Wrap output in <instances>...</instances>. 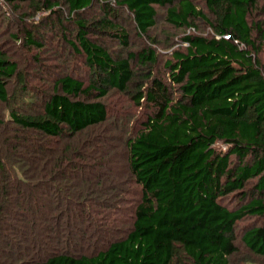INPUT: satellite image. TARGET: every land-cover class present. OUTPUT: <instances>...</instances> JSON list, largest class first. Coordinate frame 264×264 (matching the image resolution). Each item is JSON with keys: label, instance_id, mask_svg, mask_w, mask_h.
<instances>
[{"label": "trees", "instance_id": "1", "mask_svg": "<svg viewBox=\"0 0 264 264\" xmlns=\"http://www.w3.org/2000/svg\"><path fill=\"white\" fill-rule=\"evenodd\" d=\"M4 2L13 13L12 6L28 4L22 19L67 10L76 26L68 44L89 79L61 77L39 112L17 110L11 84L26 90L27 81L0 49V104L10 107L9 119L0 118V129H9L0 133V264H230L239 239L264 259V224L239 228L264 220V0ZM124 10L149 47L129 48L116 21ZM161 18L177 47L165 72L154 75L161 61L149 34ZM40 27L26 25L25 45L41 46ZM92 31L115 37L119 47L94 42ZM113 91L146 109L125 140V179L138 185L140 199L128 229L101 223L93 247L83 246L85 230L66 236L58 225L118 213L119 187L102 173L111 144L95 132L109 119L102 100ZM48 216H57L50 232L17 260L13 236L27 239Z\"/></svg>", "mask_w": 264, "mask_h": 264}, {"label": "rangeland", "instance_id": "2", "mask_svg": "<svg viewBox=\"0 0 264 264\" xmlns=\"http://www.w3.org/2000/svg\"><path fill=\"white\" fill-rule=\"evenodd\" d=\"M17 6H19L17 9L13 6L11 7L12 11L14 10L13 13L5 2L0 4V49L19 64L21 75L27 81L26 90H23L22 84L17 80L11 84L10 91L16 96L15 100L19 102L17 110L28 113L39 112L42 108L43 101L53 93V85L57 79L72 75L80 80L88 81L89 70L82 57L68 44V41L74 42L76 26L73 20L68 18L67 10L59 8L58 10L64 13L60 12L57 14L50 11H37L34 19L33 17L22 19L23 14L27 12L28 4ZM22 7L23 9H21ZM94 13L99 14L98 11H94ZM29 14L31 15V11H29ZM89 18H94L92 13L89 15ZM116 19L118 24L124 27L129 33V48L133 51H140L151 45L147 37L140 36L129 12L126 10L119 12ZM23 20L26 23L22 24ZM34 20L41 26L39 28L40 31L35 34L37 43L41 45L40 47L25 45L24 30H26L27 24L33 25ZM206 31H208L207 27H201V32L204 33ZM178 33L181 34V32ZM172 34L176 35L175 30L167 26L163 18L159 20L157 27L149 34L150 37H155L158 42L152 48L157 51L161 61L154 75H158L159 71L165 72L164 63L166 58L171 55L174 50L173 48L177 47L172 46L175 42L167 39V36H171ZM14 35L19 36L21 40L17 41L13 39ZM89 38L111 51L119 47L117 39L107 34L92 31ZM102 101L108 107L109 119L103 126L97 128L95 132L99 133L101 140L103 139V141L111 144L107 165L110 166V169H106L107 172L103 170L102 173L106 174L109 182L113 180L111 182L113 185L106 183L105 186L107 188L111 185L114 189L117 188L114 186L116 183L119 187V200H116L115 205L119 208L118 213L115 216H92V222L87 218L83 219V222L70 219L68 224H66L67 220H65L62 222V226L58 225L61 230H64L62 234L65 233L66 236H69V233L81 235V230H85L88 236L86 237L87 240L83 242V246L87 241L91 243L92 247L94 241L97 239L96 233L99 232L98 230H103L101 223L115 220L117 229L126 230L133 220L131 210L140 199V188L132 179H125L127 173V168L125 167V140L129 136H135L145 119L146 113L144 104L136 105L128 96L117 91L111 92ZM9 109L10 107L8 105L0 104V118L7 121L9 119ZM5 130V127L0 129V133ZM10 135L12 136V133L9 132V135L6 137ZM231 203L233 204V200ZM56 217L48 216L47 220L38 221V226H36L38 228L29 234L27 239H25L26 236L24 239H20L16 235L13 236L14 243L21 248L19 251L15 248L16 253H18L17 260L18 258L22 260L21 255L29 252L28 250H24L25 248L31 246L34 249H38V241L43 235L50 232L46 227L50 225L53 227ZM251 222L252 220H247L240 223L239 228L242 229L246 225L264 224V220ZM116 232L118 233L120 231ZM117 233L115 235H118ZM51 235L54 236L53 233ZM103 236L106 237V234H101V237ZM70 237L73 238L74 236L71 235ZM238 247L239 252L231 258L230 264H264V259L252 254L244 247L240 239L238 240Z\"/></svg>", "mask_w": 264, "mask_h": 264}, {"label": "built area", "instance_id": "3", "mask_svg": "<svg viewBox=\"0 0 264 264\" xmlns=\"http://www.w3.org/2000/svg\"><path fill=\"white\" fill-rule=\"evenodd\" d=\"M4 3V0H0V4H3Z\"/></svg>", "mask_w": 264, "mask_h": 264}]
</instances>
